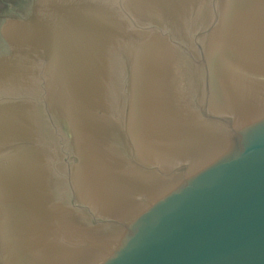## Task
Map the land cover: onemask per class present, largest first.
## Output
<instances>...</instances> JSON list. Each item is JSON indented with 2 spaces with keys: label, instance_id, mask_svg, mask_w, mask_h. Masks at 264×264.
Here are the masks:
<instances>
[{
  "label": "water",
  "instance_id": "1",
  "mask_svg": "<svg viewBox=\"0 0 264 264\" xmlns=\"http://www.w3.org/2000/svg\"><path fill=\"white\" fill-rule=\"evenodd\" d=\"M0 264H264V0L5 9Z\"/></svg>",
  "mask_w": 264,
  "mask_h": 264
},
{
  "label": "rangeland",
  "instance_id": "2",
  "mask_svg": "<svg viewBox=\"0 0 264 264\" xmlns=\"http://www.w3.org/2000/svg\"><path fill=\"white\" fill-rule=\"evenodd\" d=\"M16 3H18V0H0V15L3 14L5 9H11Z\"/></svg>",
  "mask_w": 264,
  "mask_h": 264
},
{
  "label": "flooded vegetation",
  "instance_id": "3",
  "mask_svg": "<svg viewBox=\"0 0 264 264\" xmlns=\"http://www.w3.org/2000/svg\"><path fill=\"white\" fill-rule=\"evenodd\" d=\"M26 5L23 4V6H18L17 9L18 11H21V9H23Z\"/></svg>",
  "mask_w": 264,
  "mask_h": 264
}]
</instances>
